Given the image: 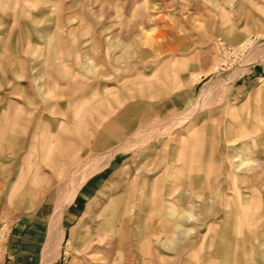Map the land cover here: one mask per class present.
Returning <instances> with one entry per match:
<instances>
[{
    "label": "rangeland",
    "instance_id": "1",
    "mask_svg": "<svg viewBox=\"0 0 264 264\" xmlns=\"http://www.w3.org/2000/svg\"><path fill=\"white\" fill-rule=\"evenodd\" d=\"M0 264H264V0H0Z\"/></svg>",
    "mask_w": 264,
    "mask_h": 264
},
{
    "label": "bare ground",
    "instance_id": "2",
    "mask_svg": "<svg viewBox=\"0 0 264 264\" xmlns=\"http://www.w3.org/2000/svg\"><path fill=\"white\" fill-rule=\"evenodd\" d=\"M241 163H242V162H241ZM57 229H58V228H57ZM51 240H52V239H51ZM51 240H50V241H51Z\"/></svg>",
    "mask_w": 264,
    "mask_h": 264
}]
</instances>
